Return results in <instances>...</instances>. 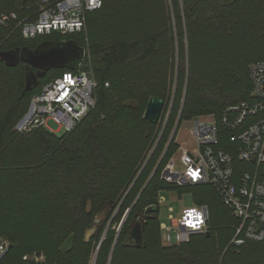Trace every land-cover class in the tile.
Instances as JSON below:
<instances>
[{
    "label": "trees",
    "instance_id": "trees-1",
    "mask_svg": "<svg viewBox=\"0 0 264 264\" xmlns=\"http://www.w3.org/2000/svg\"><path fill=\"white\" fill-rule=\"evenodd\" d=\"M41 1L0 0V15L18 17L0 25V52L74 40L89 51L96 104L61 135L18 132L33 95L73 69H50L24 93L27 63L8 66L0 57V234L10 242L0 263L89 264L111 223L97 264L110 257L111 264H264V243H231L237 221L212 185L162 178L180 148L172 133L179 118L178 126L219 118L251 98L250 65L264 60V0H102L87 13L86 32L26 38L17 21ZM152 96L165 101L157 123L144 118ZM220 134L227 148L232 133L221 126ZM258 178L264 182V163ZM165 189L189 192L194 204L206 205L208 231L166 245L159 220ZM110 202V215L86 240ZM123 218L117 236L113 226ZM132 222L142 223L139 247L128 241ZM27 254L45 259L25 260Z\"/></svg>",
    "mask_w": 264,
    "mask_h": 264
},
{
    "label": "built area",
    "instance_id": "built-area-1",
    "mask_svg": "<svg viewBox=\"0 0 264 264\" xmlns=\"http://www.w3.org/2000/svg\"><path fill=\"white\" fill-rule=\"evenodd\" d=\"M102 0H42L38 4L35 18L17 21L26 38H34L53 32L62 35L86 32L87 13L100 9ZM10 19L17 20V14L0 15V25ZM79 67L64 72L45 84L33 95L23 117L15 130L21 133L37 128H47L52 119L64 131L71 130L96 104L97 82L90 62H86L89 51ZM85 61V64H84ZM251 98L227 107L219 118L209 116L204 121L194 119L192 133L197 146L186 149L182 154L183 169L177 168L171 158L162 172L164 181L178 186L210 184L219 193L236 219L231 243L242 245L246 242L264 243V182L258 178V170L264 163V60L250 65ZM230 131L227 148L220 146V127ZM209 210L206 205L194 204L185 208L178 218H172L170 226L162 235L166 245H181L190 241L191 236L208 231ZM123 220L113 226L118 233ZM105 229L89 264H97L100 245L109 230ZM10 249V242L0 234V262ZM44 261V256H24ZM1 264V263H0ZM107 264H111V257Z\"/></svg>",
    "mask_w": 264,
    "mask_h": 264
},
{
    "label": "water",
    "instance_id": "water-1",
    "mask_svg": "<svg viewBox=\"0 0 264 264\" xmlns=\"http://www.w3.org/2000/svg\"><path fill=\"white\" fill-rule=\"evenodd\" d=\"M84 56V47L79 46L74 40L65 42L44 41L35 49L22 48L0 52V57L6 61L8 66H16L20 61L27 63L29 72L24 93L31 90L37 83L38 76L45 75L50 69H61L65 67L77 69ZM34 69L38 71L37 74L34 72ZM164 107L165 101L163 99L155 96L150 97L144 111V118L153 123L159 122ZM179 119L176 125H178ZM111 211L112 202L96 216L92 228L86 232V240H89L97 232L98 224L103 218L109 216ZM128 241H132L138 247L142 245L141 222H132Z\"/></svg>",
    "mask_w": 264,
    "mask_h": 264
},
{
    "label": "rangeland",
    "instance_id": "rangeland-1",
    "mask_svg": "<svg viewBox=\"0 0 264 264\" xmlns=\"http://www.w3.org/2000/svg\"><path fill=\"white\" fill-rule=\"evenodd\" d=\"M37 11L38 8L35 12H33L32 15H28L27 17L24 16L20 20H24L29 17H32ZM200 119L204 121L210 120L209 116H202L200 117ZM193 125H194V119L184 120L181 122L179 126L176 125V127L174 128L175 131L173 130L175 134V141L180 146V148L172 158L176 162L177 168L179 170L183 169L181 158L184 151L186 149L193 150L197 146L196 139L192 133ZM47 128L50 130V132L58 135L64 133V130L60 127V125L57 124L52 119L47 120ZM159 202H160L159 220H160V224L163 226H170L172 223V218H178L185 208H189L194 205L191 193L189 192L180 193L177 189L162 190L159 194ZM161 232L162 235H164L165 229H162ZM70 244H71V240L67 241L63 247H68ZM95 249L93 250L92 255L95 252ZM26 256L30 257L32 255L27 254Z\"/></svg>",
    "mask_w": 264,
    "mask_h": 264
}]
</instances>
